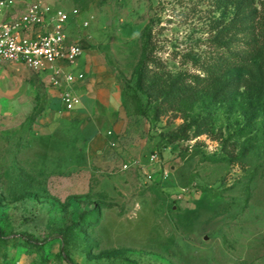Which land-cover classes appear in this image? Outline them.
<instances>
[{
  "label": "rangeland",
  "instance_id": "1",
  "mask_svg": "<svg viewBox=\"0 0 264 264\" xmlns=\"http://www.w3.org/2000/svg\"><path fill=\"white\" fill-rule=\"evenodd\" d=\"M42 1L79 10L69 34L110 57L117 108L93 155L66 113L0 108V264H264V0Z\"/></svg>",
  "mask_w": 264,
  "mask_h": 264
},
{
  "label": "crops",
  "instance_id": "2",
  "mask_svg": "<svg viewBox=\"0 0 264 264\" xmlns=\"http://www.w3.org/2000/svg\"><path fill=\"white\" fill-rule=\"evenodd\" d=\"M35 1L42 0H13L11 4H6L0 12V23L19 18ZM71 25L67 27L68 42H77L84 49V54L77 67L66 68L67 71L73 70L75 73L82 72L85 75L83 81L75 83L72 87L73 91L80 97L76 108L71 111L65 110L61 100L62 88L53 84L51 71H47V75L32 74V78L27 79L25 76L21 77L22 73L20 72L26 71L28 68L19 62L14 63L11 69L13 74L17 73L20 76L18 84L21 82L20 87H23L26 92L23 93L24 95L22 93L11 94V88L14 84L9 74L12 73H8L7 77L3 74L5 69L0 67V85H5V96L0 94V108H4V114L9 117L17 112L16 101L25 104L29 102L31 109L24 117L30 119L32 123H37L40 119H52L58 114L66 113L67 124L78 127L84 142H86V149L93 155L106 147V133L110 129L116 114V75L110 57L104 54L99 46L90 44L85 40L78 42L71 39L69 34ZM63 65L65 66V64ZM15 84L18 85L17 82ZM20 95L23 97L17 100Z\"/></svg>",
  "mask_w": 264,
  "mask_h": 264
},
{
  "label": "built area",
  "instance_id": "3",
  "mask_svg": "<svg viewBox=\"0 0 264 264\" xmlns=\"http://www.w3.org/2000/svg\"><path fill=\"white\" fill-rule=\"evenodd\" d=\"M12 2L0 0V12ZM78 15L77 9L68 12L35 1L19 18L0 23V60L23 63L36 73L51 71L53 84L62 88L61 100L67 111L75 109L80 100L73 85L85 78L82 72L66 70L77 67L84 54L81 44L68 42L67 27ZM88 25V21L84 22V26Z\"/></svg>",
  "mask_w": 264,
  "mask_h": 264
},
{
  "label": "trees",
  "instance_id": "4",
  "mask_svg": "<svg viewBox=\"0 0 264 264\" xmlns=\"http://www.w3.org/2000/svg\"><path fill=\"white\" fill-rule=\"evenodd\" d=\"M229 29H227L228 31ZM151 41V34L147 30L144 31V43L142 46V60L140 61L139 70L144 71L146 69V63L148 58V48ZM239 50L237 53H234L233 61L237 66L246 65L249 58L252 57L260 48L261 44L258 41H254L250 44H239ZM242 47V48H241ZM246 47V48H245ZM145 67V68H144ZM157 77V76H156ZM93 215H95L93 213Z\"/></svg>",
  "mask_w": 264,
  "mask_h": 264
}]
</instances>
